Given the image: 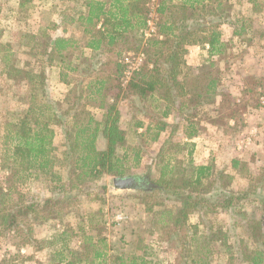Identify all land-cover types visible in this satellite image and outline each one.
I'll use <instances>...</instances> for the list:
<instances>
[{"label": "trees", "instance_id": "trees-1", "mask_svg": "<svg viewBox=\"0 0 264 264\" xmlns=\"http://www.w3.org/2000/svg\"><path fill=\"white\" fill-rule=\"evenodd\" d=\"M248 1L259 10L264 8V1ZM148 2L84 0L85 10L77 18L69 19V22H79L84 27L87 39L83 44L73 37L49 36V45L38 51L33 48V55L46 56L50 64L58 58L60 78L68 85L64 102L50 96L45 67L39 71L31 67L18 69L11 63L12 51L8 45L1 44L0 51L5 52L4 69L11 76L18 74L17 80H25L28 85L24 114L3 124L0 121L4 131L2 166L9 170L6 176L8 188L0 189V241L9 239L15 250L6 264H17L18 257L23 256L21 250L35 244L34 222L71 212L86 188L85 182L101 179L104 175L114 179L130 178L127 187L142 193V202L146 205L149 204L147 199L157 194L164 199L181 200L183 206L177 213L172 210L161 212L162 218L168 217L162 219L164 226L171 225L176 231L186 226L189 214L194 211L232 207L236 201L251 194H258V202L264 206V165L258 172L251 173L247 161L233 158L232 168L249 179L248 188L234 191L221 176L215 177L213 162L194 163V144L174 139L180 123L170 124L165 120L171 114L180 118L185 122L184 134L191 139L200 130L198 115L202 107L220 96L216 122L220 129L224 132L238 131L247 126L244 107L249 106L248 102H235L228 92L220 90L222 81L216 62L209 58L199 70L194 71L184 61L187 44H209L210 57L224 50L219 27L230 21L228 1L159 0L157 30L147 37L145 43L151 11ZM24 5L25 1H20L19 6ZM244 25L242 23L241 29ZM82 45L92 50L88 60L102 52L107 53L106 59L97 61L91 69L72 65L66 53ZM140 50L145 53V61L124 83L121 77L125 66L119 59L124 52ZM82 57L81 54L79 58ZM84 59L87 60L86 57ZM260 84L259 81L250 82V91L255 92ZM123 99L133 107L135 141L127 140L121 124L119 102ZM93 109L102 112L100 118ZM135 113H142L149 121L143 132L138 128L144 126V119L134 116ZM56 128H60L64 136V149L59 154L54 143ZM166 130L169 135L155 157L156 166L162 163L159 175L152 176L150 170L133 173V167L138 166L142 158L141 146L136 140L156 141ZM100 136L106 141L103 148L98 144ZM183 151L188 158L189 172L179 176L176 173L183 174L186 170L178 169L183 163L179 157ZM40 177L55 184L52 189L53 192L58 190L56 195L42 200L22 198L8 201L9 191L14 189L16 182ZM148 208L151 209L152 205ZM239 212L244 213L242 209ZM246 220L251 237L258 240L260 246L249 249L241 240L242 260L245 264H264L261 222L251 216ZM59 235L62 243L52 255V264L149 263L145 255L113 256L105 250L104 239L93 241L89 235H84L81 251L71 249L62 234ZM180 239L184 245L188 244L186 235H180ZM232 259L231 255L229 264H235ZM177 264H210L208 249L200 255H183Z\"/></svg>", "mask_w": 264, "mask_h": 264}, {"label": "rangeland", "instance_id": "rangeland-1", "mask_svg": "<svg viewBox=\"0 0 264 264\" xmlns=\"http://www.w3.org/2000/svg\"><path fill=\"white\" fill-rule=\"evenodd\" d=\"M20 1L22 0H0V48L1 44L8 45L9 50L12 51L11 63L18 69L26 70L31 67L35 71H39L41 67H45L48 77L47 89L50 96L55 100L64 102L68 87L65 88L64 85L58 84V78L60 79L58 58L50 64L46 56L33 55L32 53L36 49L38 51L41 47L49 45L51 43L49 36L56 37L58 33H61L59 32L61 27H72L69 33L73 35V38L78 39L81 44L86 41L87 36L83 31L84 27L79 22H69L71 17L79 16L83 11L84 0H23L25 5L22 7L19 6ZM227 1L230 5V8L227 9V13L230 15L229 19L237 18L238 16L234 17L233 13L234 5H236L235 0H231L232 2ZM259 1L263 3L264 0ZM157 4H159V0ZM241 5L244 6L241 8ZM243 10L244 13H242ZM242 15H248L249 21L257 30L254 33L257 38L255 41H258V44L263 42L262 45L264 46V8L259 10L252 3L245 2L239 4V16ZM144 38L146 43L148 38L146 36ZM82 50V47H79L77 50L66 53L67 59L73 63L72 65L80 66L83 69H91L96 66L97 61H103L107 57V53L102 52L96 56L97 59L88 60L91 55H85ZM128 52L138 54L143 50ZM128 52H124L123 55ZM81 53L83 57L80 59ZM4 54L5 52L1 50L0 121L2 124L24 114L27 108L26 95L28 92V85L25 80H17L18 74L11 76L4 69ZM85 57L87 60L84 59ZM213 61L215 62V60ZM253 61V59L250 60L252 65ZM91 63L93 64L91 65ZM250 63L247 62L242 68L245 69L247 66L250 69ZM257 66L260 70L258 76L247 78L242 83L246 88L241 89V95L234 96L225 90L230 94L233 101L238 103L248 102L249 106L245 105L244 107L247 119L245 129L224 132L216 124L219 119L217 109L219 101L221 102L220 96L215 98L211 104H205L198 115L201 120L200 130L196 136L200 134L207 138L209 136L210 145L208 147H210V150L207 151H216L213 156L206 152L203 159H207L209 163L213 162L215 177L221 176L223 181H226L230 189L234 191L248 188L249 179L232 168L233 154L230 155L225 150L221 152V149L216 150L214 142L235 133L234 137L236 139H234L239 141L238 145L240 144V149H243L245 146L244 139L250 137L252 142V138L256 137L254 121L258 113L249 118L248 112L250 108H260L261 110V107H264V102L261 101V96L264 95V60L260 61ZM252 68L254 67L252 66ZM193 70H199V66L198 69ZM77 75L76 78L79 77ZM252 81L262 83L256 88L255 92L250 91V82ZM63 95H65L64 98H62ZM119 107L122 111L121 124L127 133V140L129 142L135 141L136 135L133 131L132 121L134 117H132L133 111L131 109L133 107L124 99L119 102ZM93 112L98 118L101 117L102 112L100 110L93 109ZM135 115L138 118H144L142 113H135ZM174 119L180 120L177 117ZM260 123L264 132V122ZM210 128L212 130H209ZM3 132V125H1L0 189L7 190L6 176L9 174V170L2 166L1 160ZM182 133H184L183 125L176 131L175 141L182 142ZM165 134L169 135V131ZM136 141L141 146L142 158L140 164L133 167L132 172L144 173L150 170L152 176L157 177L162 164L155 165V157L160 142L140 139ZM257 141L259 142V140ZM260 141H263V143L260 142V146L249 145L250 147L245 150V153L248 154L246 161L249 164L251 173L258 172L259 168L264 165V136ZM54 143L58 147V154L61 153L64 149V136L60 128H56ZM191 143H193V140ZM195 148L193 147L192 158L195 164H201L202 157L196 155ZM179 157L183 163L178 169L186 170L183 174L182 172L176 174L179 176L187 175L189 164L185 151L179 154ZM243 173L245 172L243 171ZM54 185L45 177L30 178L23 183L16 182L14 189L9 191L8 201H18L22 198H25V200H42L45 197L54 196L58 191L53 192L52 187ZM85 186V190L79 195L77 205L71 212L32 224L36 242L21 250L23 256L18 257L17 264H52V255L55 250L60 248L62 243L59 234H62L61 237L67 240L71 249L81 251L84 235H89L93 237V241L104 239L105 250L113 256L122 254L125 256L131 254L145 255L148 264H177L183 255L188 253L200 255L206 253L207 249L210 264H229L231 255L233 256L232 262L235 264H245L240 251V241L244 240L249 249L260 246V242L251 237V230L246 223L247 216L254 217L260 220L264 231V206L258 202V194H251L245 199L236 201L232 207L204 212L194 211L189 214L186 226L176 231L171 225L164 226L162 221L168 217L165 215L162 218L161 212L172 210L177 213L183 206V202L179 199H164L157 194L148 198L147 203L149 202V204L146 205L142 202V193L133 188L115 187L114 178L110 175H104L101 179L95 181L85 182ZM158 202L161 204H156ZM150 205H152L151 209L148 208ZM240 209L244 213L239 212ZM180 235H186L187 245H184ZM14 253L15 250L9 239H2L0 241V264H6ZM183 260H185L184 257ZM83 264L87 263L83 262Z\"/></svg>", "mask_w": 264, "mask_h": 264}, {"label": "crops", "instance_id": "crops-1", "mask_svg": "<svg viewBox=\"0 0 264 264\" xmlns=\"http://www.w3.org/2000/svg\"><path fill=\"white\" fill-rule=\"evenodd\" d=\"M229 1L232 2L231 0ZM234 2L238 6L237 7L236 5H234V10H233L234 17L236 16L238 17L232 18L229 22L223 23L219 27V31L221 33V41L225 45L222 48L224 50L218 54L211 55L210 57L209 44H205V45L187 44L185 46L184 61L187 64V66L192 67L193 69L196 70L198 69V66L199 68L203 66L204 63H206L209 58L215 60L218 70H220L219 74L222 81L220 85V90L222 91L227 90L230 93H232L234 96H237L239 94L240 95L242 94L241 89L243 87L246 88V86H244L242 83H244V81L247 78L258 76L260 70L258 69L257 65L260 61L264 60V46L262 45L263 42L261 44H258V41H255L257 38L254 33L257 30L256 27L253 24H251V21H249L248 15L239 16V4H244L245 2H247L248 4L251 3L248 0H235ZM243 6L244 5H241L240 7L242 8ZM84 10L85 7L83 11ZM242 13H244V10ZM77 17L78 16H76L75 18ZM242 23L243 25L245 23V25L243 26L242 29H240ZM71 28L72 27H61L60 28L61 30L59 31L61 33H58L56 36L73 37V35L69 33ZM81 47L83 49L82 53L84 52L85 55L92 54L91 49L85 47L84 45H82ZM251 59L254 60L253 65L250 63ZM247 62L250 63L249 64L250 69L247 66L245 69H243L242 67H244L247 64ZM252 66L254 68H252ZM58 84L62 86L64 85L65 88L68 87V85L61 80V78L60 79L58 78ZM65 91H67V89H65ZM64 96L65 95H63L62 98H64ZM218 97L219 96H217L216 98ZM259 110L260 108H250L248 112L249 118L252 117V115H254L255 113L256 114L258 113V116L254 121L256 137L252 138V142L250 141L251 140L250 137L244 139L245 146L243 149H240V144L238 145L239 141L235 140L236 139L234 137L235 133H232L229 137H226L225 139L222 140L219 139L220 141L214 142V145L217 148L216 150L221 149V152L224 150L228 151L227 152L228 154L230 155L233 154V158H239L246 161L248 159L247 158L248 154L245 153L246 148L250 147L249 145H253L256 147V146H260V144L263 143V141H260L264 136V132L262 130L263 127L260 122H264L263 121L264 107L263 108L261 107V110L260 111ZM174 118L175 117L171 114L167 118H165V120H167L170 124L174 122H179L181 127L182 125L184 126L185 122H182L180 120H175ZM143 119H144V126L138 128L139 132H143L145 130V127L149 123L148 120H146L145 118ZM233 123H234L233 121L230 122L231 125H233ZM209 130L212 129L210 128ZM216 130L217 127L215 126V131ZM167 131L168 130L162 132L158 140H156L158 143L160 142V145L168 137V135L165 134V132ZM182 134H183L182 143L193 140L194 147H196L195 148L196 155L202 157V160L200 161L201 164L208 163L207 159L206 160L203 159L205 153L208 152V154H210L211 156H213L216 153V151L215 152L207 151L210 150V147H208V145H210L209 136L207 138V137H203L200 134L198 136H194V138H191L192 140H188L187 136L184 133ZM257 140H259V142ZM249 142L251 143L249 144ZM98 144L100 145L99 146L100 148H103L106 144L105 139L100 136L98 140Z\"/></svg>", "mask_w": 264, "mask_h": 264}, {"label": "built area", "instance_id": "built-area-1", "mask_svg": "<svg viewBox=\"0 0 264 264\" xmlns=\"http://www.w3.org/2000/svg\"><path fill=\"white\" fill-rule=\"evenodd\" d=\"M158 0H149L148 4L151 8L149 19L147 21L148 29L145 32V36L149 37L156 33L157 25L156 21L158 19V14L156 8L158 6ZM120 62H122L125 66L122 80L124 83H127L128 80L131 78L132 74L139 70L145 61V54L141 53H125L120 57ZM261 101L264 102V95L261 96Z\"/></svg>", "mask_w": 264, "mask_h": 264}, {"label": "water", "instance_id": "water-1", "mask_svg": "<svg viewBox=\"0 0 264 264\" xmlns=\"http://www.w3.org/2000/svg\"><path fill=\"white\" fill-rule=\"evenodd\" d=\"M130 182V178H116L114 179L115 185L125 188L128 186V183Z\"/></svg>", "mask_w": 264, "mask_h": 264}]
</instances>
